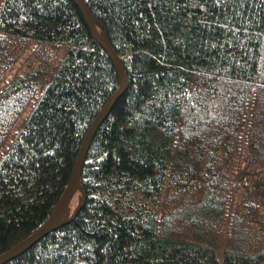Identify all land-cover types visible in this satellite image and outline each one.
Returning a JSON list of instances; mask_svg holds the SVG:
<instances>
[{
    "label": "trees",
    "instance_id": "trees-1",
    "mask_svg": "<svg viewBox=\"0 0 264 264\" xmlns=\"http://www.w3.org/2000/svg\"><path fill=\"white\" fill-rule=\"evenodd\" d=\"M126 86L73 217L0 264H264V0H82ZM74 0H0V254L54 217L120 84Z\"/></svg>",
    "mask_w": 264,
    "mask_h": 264
},
{
    "label": "water",
    "instance_id": "water-1",
    "mask_svg": "<svg viewBox=\"0 0 264 264\" xmlns=\"http://www.w3.org/2000/svg\"><path fill=\"white\" fill-rule=\"evenodd\" d=\"M74 2L79 7V10L83 16V19H84L85 23L88 25L92 35L99 41V43L102 45V47L105 49V51L108 53V55L112 59V62L114 63L115 67L118 69L120 76H121L120 87L115 94L111 95V97L106 101V103L103 105L101 110L97 113V115L94 117V119L90 123V125H89V127H88L82 141H81L79 149L77 151V154H76L73 166H72L70 179H69V181L65 187L64 192L62 193L61 197L59 198L58 205L56 208V214L53 217V219L48 224L42 226L37 231H35L34 234H32L31 236L22 239L21 241L17 242L13 247H11L9 250L0 254V262H2L8 256H10L13 253L14 249L19 248V247L29 246L36 239H38L40 236H42L48 230L52 229L55 225H57V223H59L58 219H57L58 212L62 208V206L65 205L66 200L72 195V193L75 191V189L77 187L78 175H79V172L82 168L83 159H84L88 144L90 142L91 136L93 135L95 128L97 127L100 120L109 111L110 106H111L112 102L114 101V98L116 97V95L118 93H120L126 86L125 74L123 73V68H122V65H121V62H120L118 56L116 55V53L114 52L112 47L109 45L107 40L104 39V37L101 36L95 30L94 25L91 22V19L89 16L88 9L85 6V4L81 0H74ZM76 210L77 209L74 210V212L71 214V216H73L75 214ZM66 219H68V216H66V218L63 221H65Z\"/></svg>",
    "mask_w": 264,
    "mask_h": 264
},
{
    "label": "rangeland",
    "instance_id": "rangeland-1",
    "mask_svg": "<svg viewBox=\"0 0 264 264\" xmlns=\"http://www.w3.org/2000/svg\"><path fill=\"white\" fill-rule=\"evenodd\" d=\"M84 196L83 186L79 183L72 193V195L68 198L66 205L63 207L62 211L60 212L58 220H64L66 216L72 214V212L79 206L82 202Z\"/></svg>",
    "mask_w": 264,
    "mask_h": 264
},
{
    "label": "bare ground",
    "instance_id": "bare-ground-1",
    "mask_svg": "<svg viewBox=\"0 0 264 264\" xmlns=\"http://www.w3.org/2000/svg\"><path fill=\"white\" fill-rule=\"evenodd\" d=\"M67 200H68V199H67ZM67 200H66V202H67ZM66 202H65V205H66ZM65 205H64V206H65ZM64 206H62V208L59 210V212H58V216H57V219H59L60 212L62 211V209H63ZM56 208H57V207H56ZM55 214H56V209H55ZM55 214H54V216H55ZM33 234H34V233H33ZM31 235H32V234H31ZM31 235H29V236H31ZM29 236H28V237H29Z\"/></svg>",
    "mask_w": 264,
    "mask_h": 264
}]
</instances>
